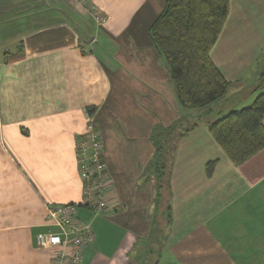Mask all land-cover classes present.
<instances>
[{
    "label": "crops",
    "instance_id": "0c3cea01",
    "mask_svg": "<svg viewBox=\"0 0 264 264\" xmlns=\"http://www.w3.org/2000/svg\"><path fill=\"white\" fill-rule=\"evenodd\" d=\"M166 1L0 0V264H53L36 234L60 230L47 204L82 199L77 144L89 109L112 189L108 211L78 208L95 233L84 264H264V148L236 164L208 126L258 94L264 0H230L211 50L231 83L227 105L195 110L180 104L149 35ZM175 122L178 132L197 126L171 136L157 201L151 135Z\"/></svg>",
    "mask_w": 264,
    "mask_h": 264
},
{
    "label": "trees",
    "instance_id": "16d2710c",
    "mask_svg": "<svg viewBox=\"0 0 264 264\" xmlns=\"http://www.w3.org/2000/svg\"><path fill=\"white\" fill-rule=\"evenodd\" d=\"M229 12L230 0H167L150 26V38L165 58L179 102L186 109L209 107L229 90L230 81L211 57ZM259 81L253 88L258 94L251 104L208 121L211 133L236 164L264 148V71ZM89 113L93 114V109ZM178 124H156L152 131L155 153L148 167L155 178L157 201L168 186L174 139L197 126L195 123L178 132ZM212 169L213 164L209 163L208 172Z\"/></svg>",
    "mask_w": 264,
    "mask_h": 264
},
{
    "label": "built area",
    "instance_id": "2783aa9c",
    "mask_svg": "<svg viewBox=\"0 0 264 264\" xmlns=\"http://www.w3.org/2000/svg\"><path fill=\"white\" fill-rule=\"evenodd\" d=\"M74 5L84 6V0H68ZM98 25L104 24L106 17L94 10ZM86 133L78 142V170L83 181L82 199L79 203H50L46 214L58 232H39L36 244L41 248H53V264H84V251L94 242L95 233L89 220L78 215L82 205L93 215L108 211L111 203V178L106 174V164L101 157L102 143L95 129L92 114L87 112Z\"/></svg>",
    "mask_w": 264,
    "mask_h": 264
},
{
    "label": "rangeland",
    "instance_id": "374dc122",
    "mask_svg": "<svg viewBox=\"0 0 264 264\" xmlns=\"http://www.w3.org/2000/svg\"><path fill=\"white\" fill-rule=\"evenodd\" d=\"M229 90H230V89H229ZM224 101H225V102H224ZM219 104H220V107H221V108L224 107V106H226V105H227V102H226L225 98H222L221 100H219V101L213 103L211 106H213V107H215V108H216V107L218 108V105H219ZM216 111H218V109H216ZM186 123H187V125H189V124L192 123V121H191V120H188ZM185 126H186V124L183 125L182 128H181L180 130L182 131L183 129H185Z\"/></svg>",
    "mask_w": 264,
    "mask_h": 264
}]
</instances>
